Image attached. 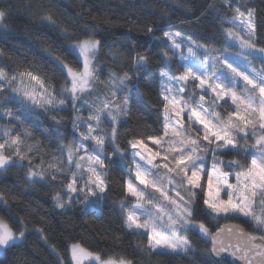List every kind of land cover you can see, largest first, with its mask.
Segmentation results:
<instances>
[{
    "label": "snow or ice",
    "instance_id": "snow-or-ice-1",
    "mask_svg": "<svg viewBox=\"0 0 264 264\" xmlns=\"http://www.w3.org/2000/svg\"><path fill=\"white\" fill-rule=\"evenodd\" d=\"M226 4L230 7V0H226ZM241 7L234 9L232 19L223 21L232 27L221 29L225 44L238 47L239 56L230 52L228 47L212 48L181 37L179 33L164 32L162 43L168 47L159 53L160 65L154 68L147 53H136L131 72L110 73L106 93L91 103L82 97L96 91L94 85L98 83L99 68L95 58L101 42L88 37L70 46L76 50L81 67L77 70L57 61L70 85L62 88L60 95L68 98L74 112L86 110L88 116H73V129L83 126L86 130L78 133L75 148L61 144L69 167H74L76 172L65 185L68 200L59 194L53 197L56 208H70L74 199L82 200L85 207L99 208L110 190L105 161L113 166L120 164L128 173L124 182L125 199L119 202L124 226L148 236V253L187 256L193 251V241L186 233L193 231L211 240V252L220 258L216 264H222L229 255L237 258V253L244 264H252L257 257L264 261V246L255 243L256 237L249 236L251 245L242 249L219 239L202 221L193 220L199 192L204 210L210 216L244 217L264 230V69L258 71L246 59L249 55L264 59V47H257L252 12L248 11L246 16ZM10 11L11 8H0V22ZM148 31L152 29L148 28ZM238 59L243 61V70ZM173 63L183 71L177 74ZM150 73H154V80L147 81L145 87L158 82L157 99L162 106L161 135L148 136L147 143L144 138L133 137L121 147L117 143V125L130 111L131 93L139 90L141 81ZM25 75L41 85L43 95L12 88L18 77L9 78L0 68V92L5 85L13 94L21 92L20 96L10 95L7 102L20 103L25 109L37 103L51 107L65 105L64 99H57L54 87L52 91L44 88L43 81L31 72L19 74L21 78ZM238 88L245 91L238 93ZM229 101L234 106L232 112L217 111L222 107L220 102ZM5 114L20 120V116L11 111ZM104 120L111 124L110 130L102 127ZM24 135L30 133L25 130ZM249 136L253 143H248ZM241 140L244 143H240ZM106 142L111 153L105 152ZM5 143H0V170L12 166L11 158L3 154ZM10 143L19 154V146L23 143L21 136L12 137ZM89 144H92L91 152L88 151ZM229 153H244L250 157V162L245 165L239 159H224ZM209 157L212 161L210 167ZM49 167L53 170L49 177L53 182L57 176L64 175L61 167ZM225 168L240 171L229 172ZM28 177L30 180L43 179L44 174L43 171H29ZM78 181H81L79 185ZM169 192L174 195L169 196ZM154 193H159L161 199ZM128 197L135 203L126 208ZM16 223L14 229L0 218V250L15 247L23 239L25 233L20 229L24 224L22 221ZM260 239L264 241V237ZM70 255L71 264H85L86 261L92 264H133L123 258L102 259L100 253L91 252L81 243L70 246Z\"/></svg>",
    "mask_w": 264,
    "mask_h": 264
},
{
    "label": "trees",
    "instance_id": "trees-1",
    "mask_svg": "<svg viewBox=\"0 0 264 264\" xmlns=\"http://www.w3.org/2000/svg\"><path fill=\"white\" fill-rule=\"evenodd\" d=\"M230 2L229 7L226 0H0V8H11L7 18L0 22V68L9 78L18 77L12 88L35 87L38 96L43 95L36 81L26 75L19 76L31 72L43 81L44 88L52 91L54 87L58 100L66 101L62 107L37 103L25 109L20 103L7 102L9 96L14 95L7 85L0 92V143L8 141L3 154L12 161V166L0 171V218L14 229L16 222L22 221L24 227L20 230L25 233L15 247L0 253V264H71L73 243H81L104 259L123 258L133 264H216L210 254V241L193 231L186 233L193 241V251L187 256L147 252L148 236L124 226L119 202L125 199L124 182L128 173L120 164L113 166L105 161L110 190L99 208L85 207L82 200L75 199L70 208H56L53 202L56 194L68 200L65 185L74 169L69 167L61 144L70 145L79 132L86 131L83 126L73 129V116H88L86 110L74 112L68 98L60 95L61 89L70 85L57 61L79 70L81 63L71 44L88 37L101 42L95 58L99 68L96 91L82 97L91 103L106 93L110 73L131 72L136 53H147L154 68L160 65L159 53L168 47L162 43L164 32L179 33L208 47L232 49L225 44L221 29L226 27L223 21L232 19L234 9L241 5L242 11L252 12L257 47H264V0ZM259 63L261 65V61ZM173 68L177 69V74L183 71L175 63ZM152 80L154 73L141 81L138 91L131 93L130 111L117 125V143L121 147L133 137L147 141L148 136L161 135L158 82L145 87V83ZM7 111L19 115L20 120L6 115ZM102 127L110 130L111 124L104 120ZM25 130L30 135L25 136ZM17 135L23 140L19 154L10 143ZM89 146L92 148V144ZM111 151L106 142L105 152ZM224 158L239 159L245 165L250 162V157L244 153H229ZM125 159L130 162L129 157ZM49 165L61 167L64 175L57 176L53 182L49 178L53 174ZM29 171H43L44 178L30 180ZM127 200L126 208L135 203L131 197ZM195 207L193 219L202 221L212 233L221 225L233 222L264 237V231L244 217H222L215 223L204 210L199 192Z\"/></svg>",
    "mask_w": 264,
    "mask_h": 264
},
{
    "label": "rangeland",
    "instance_id": "rangeland-1",
    "mask_svg": "<svg viewBox=\"0 0 264 264\" xmlns=\"http://www.w3.org/2000/svg\"><path fill=\"white\" fill-rule=\"evenodd\" d=\"M242 11V10H241ZM246 16H247V13H246ZM246 18V17H245ZM254 22V21H253ZM229 27H232V25H229V24H226V27H225V29H227V28H229ZM236 30L237 31H240V29L239 28H236ZM171 33H174V32H171ZM241 35H243V32H241ZM181 37H183L182 35H180ZM74 44V43H73ZM72 45V44H71ZM230 47L232 48V49H229V51L230 52H232V53H236L237 54V56H239V52H240V49L238 48V47H233V46H231L230 45ZM75 52H76V50L75 49H73ZM254 58H257V60H255ZM246 59L250 62V66L251 67H254V68H256L258 71L259 70H261V69H264V59H261L258 55H249V56H246ZM261 61V65H260V63H259V61ZM231 62V61H230ZM237 63L241 66V70H243V61L242 60H237ZM250 74V73H249ZM33 81H35V80H33ZM37 82V81H36ZM40 85V84H39ZM20 90H22V91H29V92H35V87H24L23 85L22 86H20V88H19ZM237 91H238V93H243L245 90L243 89V88H238L237 89ZM36 94H37V96L39 95V93L38 92H35ZM14 95H16V96H20V94L19 93H17V94H14ZM221 104H222V107L221 108H218L217 109V111H221L222 113L223 112H232L233 110H234V106L232 105V103L229 101L228 103H223V102H220ZM76 142H78V138L77 139H75L71 144H70V146H72L73 147V149L75 148V143ZM240 143H244V141H239ZM146 143H147V141H146ZM248 143H253V139H252V137L251 136H249L248 137ZM152 145L151 144H149V147H151ZM167 147V146H166ZM178 147V146H177ZM91 150H92V148L88 145V151L89 152H91ZM80 155H84V153H80ZM224 158V157H223ZM224 159H227V158H224ZM211 163H212V161H211V158L209 157L208 158V166L210 167V165H211ZM85 167H86V165H85ZM3 170V169H2ZM1 171V170H0ZM225 171H229V172H235V171H240V169H235V168H233V169H228V168H225ZM74 172H76V169L74 168L73 169V171H72V173H74ZM160 175L161 176H163L164 175V172L163 171H161V173H160ZM230 182H232V183H235V181L234 180H230ZM77 183H81V181H78ZM135 183V182H134ZM165 187H167V185L165 184L164 185ZM151 191V190H150ZM183 194V193H182ZM154 195L156 196L157 195V193H154ZM174 194L172 193V192H169V196H173ZM221 197L222 198H224V199H226V197L223 195V193H221ZM157 198L158 199H161L160 197H159V193H158V196H157ZM162 206H165L163 203H162ZM223 216H221V217H213L212 216V218L214 219V222L215 223H218L219 221H220V219L222 218ZM194 220V219H193ZM194 221H196V220H194ZM255 224V223H254ZM262 231H264V230H262ZM212 233V232H211ZM182 234H184V233H182ZM213 234V233H212ZM205 239H208V238H205ZM209 241H210V239H208ZM72 245V244H71ZM4 250H0V253L1 252H3ZM70 259H71V255H70ZM102 259H104V258H102ZM92 262H90V261H86L85 262V264H91Z\"/></svg>",
    "mask_w": 264,
    "mask_h": 264
},
{
    "label": "water",
    "instance_id": "water-1",
    "mask_svg": "<svg viewBox=\"0 0 264 264\" xmlns=\"http://www.w3.org/2000/svg\"><path fill=\"white\" fill-rule=\"evenodd\" d=\"M213 234L218 235V238L223 240L225 243L234 246L239 245L240 248L242 249L251 245L252 242L249 241L248 239L249 236L256 237L257 239L255 243L264 246V241L260 239L263 236L249 231L244 226L238 223H233V222L225 223L221 225L218 228V230H216ZM211 249H212V242L210 240V254L215 261L219 260L220 258L214 256L213 253L211 252ZM238 256L239 253H237V258H234L229 255L227 259L224 260L223 262H226L228 264L229 262H231V264H244L243 261H240L238 259ZM252 264H264V261H262L260 258L257 257L252 260Z\"/></svg>",
    "mask_w": 264,
    "mask_h": 264
}]
</instances>
